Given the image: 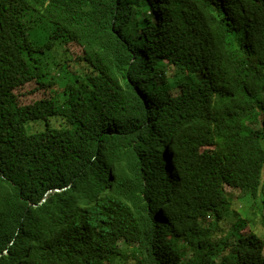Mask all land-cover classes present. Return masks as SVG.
Returning a JSON list of instances; mask_svg holds the SVG:
<instances>
[{
  "label": "trees",
  "instance_id": "16d2710c",
  "mask_svg": "<svg viewBox=\"0 0 264 264\" xmlns=\"http://www.w3.org/2000/svg\"><path fill=\"white\" fill-rule=\"evenodd\" d=\"M225 186L264 231V0H0V264H264Z\"/></svg>",
  "mask_w": 264,
  "mask_h": 264
},
{
  "label": "rangeland",
  "instance_id": "374dc122",
  "mask_svg": "<svg viewBox=\"0 0 264 264\" xmlns=\"http://www.w3.org/2000/svg\"><path fill=\"white\" fill-rule=\"evenodd\" d=\"M141 17V16H140ZM141 22L145 23L144 17H141ZM52 32V29H50V25L49 24H45V26L43 28L37 29L35 31H33L32 33V38L39 42L42 43L47 36ZM205 74L207 76V78L209 79L210 82H217L218 81V74H217V78H216V71H215V67L214 66H209L207 67L205 70ZM63 77H66V72L62 75ZM33 88V86L29 87L27 90V93H25V96L23 97V99L26 102H31L33 99H35L36 97L40 96L42 94V92L39 91H35V93H30V89ZM59 124V122H58ZM36 130H38L35 127ZM31 132L35 133L36 131L32 130L30 128ZM203 154H212L214 155L216 153L215 150V143H214V139L212 137H208L207 138V146L204 150H202ZM226 192L229 196V198L232 200L233 204H234V208L232 209L229 217H228V221L223 222L221 225V231L226 234V235H231L232 234V228L234 227V225L240 226L242 223L247 222L248 226H245V224H243V234H247L250 235L251 232H258L260 233L262 236H264V231H262L261 228V224L257 223V227H255L247 218V214L249 212V208L247 207V205L245 203L242 202V198L240 196L241 190L240 189H236V188H232L230 186H225ZM185 237H192L195 241H199V238L197 237V235L189 232L185 233ZM130 249L127 250V252H129ZM116 264H135L134 260H130V261H126L124 262L122 258H118ZM207 264H217L215 262H211L208 261ZM228 264H232L231 262Z\"/></svg>",
  "mask_w": 264,
  "mask_h": 264
},
{
  "label": "water",
  "instance_id": "95a60500",
  "mask_svg": "<svg viewBox=\"0 0 264 264\" xmlns=\"http://www.w3.org/2000/svg\"><path fill=\"white\" fill-rule=\"evenodd\" d=\"M58 191H61V190H58Z\"/></svg>",
  "mask_w": 264,
  "mask_h": 264
}]
</instances>
